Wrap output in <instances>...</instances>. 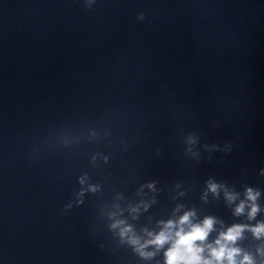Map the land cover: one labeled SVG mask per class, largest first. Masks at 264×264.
<instances>
[{"label":"clouds","instance_id":"1","mask_svg":"<svg viewBox=\"0 0 264 264\" xmlns=\"http://www.w3.org/2000/svg\"><path fill=\"white\" fill-rule=\"evenodd\" d=\"M240 211V209H238ZM253 212H255V209H253ZM188 216L185 215L182 218L181 222L187 221ZM212 221L206 220L204 222L203 227H193L192 230L186 234L177 233V240L167 253V264H180V262H184V264H199L200 256L198 253L202 251L200 248H197L194 246V242L197 240H204L207 235V230L211 228ZM240 229L233 228L228 231L226 235H224L222 238L225 241H234L236 239V236L239 234ZM257 232L261 231V229H257ZM167 238L163 233H161L159 236L156 237L153 243H156L157 245L163 244ZM219 244L220 241H217ZM237 250L231 249L226 250L224 246H221L219 250L213 249L212 255L216 258L217 261H220L225 255H227V258L229 260V264H235L233 261V256ZM248 258L245 257V260ZM204 264H210V261H205Z\"/></svg>","mask_w":264,"mask_h":264}]
</instances>
